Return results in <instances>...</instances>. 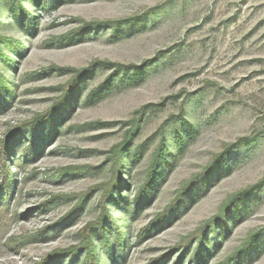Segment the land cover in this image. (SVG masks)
I'll return each instance as SVG.
<instances>
[{
	"label": "rangeland",
	"instance_id": "374dc122",
	"mask_svg": "<svg viewBox=\"0 0 264 264\" xmlns=\"http://www.w3.org/2000/svg\"><path fill=\"white\" fill-rule=\"evenodd\" d=\"M19 2L0 0V48L13 59H0L12 85L0 99V264L82 244L135 119L113 220L92 232L102 264H264V0ZM84 70L35 139L20 132Z\"/></svg>",
	"mask_w": 264,
	"mask_h": 264
},
{
	"label": "trees",
	"instance_id": "16d2710c",
	"mask_svg": "<svg viewBox=\"0 0 264 264\" xmlns=\"http://www.w3.org/2000/svg\"><path fill=\"white\" fill-rule=\"evenodd\" d=\"M15 5L21 9V5L19 0H14ZM7 44L14 50H17V47L15 46L14 43L10 42L7 40ZM0 59L3 61H7L8 63L12 64L13 63V59L7 55L1 48H0ZM85 74V70L83 74H78L68 85L67 88L64 89L63 94L61 95L59 101L56 103V105H54L53 109L48 112L43 118L38 119L36 122L32 123L30 126H26L24 127L22 130H20V132H23L24 130H28L30 132V137L31 139H35L36 135H37V131L41 129V126L44 122L48 121V122H52L54 120V116L55 114L62 108H65L67 105V102L71 99V97L73 96V91L74 89L78 86L80 79L84 76ZM8 93H12V85L9 83L8 78L4 75V71L0 68V99L3 98L4 96L6 97ZM138 119H135L132 123V127L131 129H129V131H127L125 140L118 145L114 150L113 153L111 155V158L113 160V176L112 178L103 184V190H104V194L100 200V203L102 205L103 208V213L101 215V217L94 222V225L91 224L88 228H85V230L83 231L84 233V239L82 241V244L78 247H73L70 250L67 251H59V252H55L51 255H49L44 261H42L39 264H52L54 263L59 257L61 256H68V255H73L76 256L78 254H80L81 252H85V259H84V264H102V260L99 258V251L95 245L94 242V237H93V229H98L101 231V233H103L104 230V226L105 223L107 222L108 219H112L109 211H108V203L109 201L113 198L115 190L120 186L121 183V169H122V153L124 148L128 145V143L130 142V140L132 139V136L135 134V132L137 131L138 128ZM15 141H13L11 144H13ZM11 144H8L5 146V151L4 154L7 153V151L10 149ZM238 144H234L233 147H237ZM164 147H165V142L164 140L159 144L157 151L155 152L153 161L151 163L150 166V171L148 174V181L146 183V185H144V189H147L149 187V182L152 181V179L155 177L156 173L158 172V170L161 167V162L162 159L164 158L163 156V151H164ZM218 159L213 161L205 170L204 172L201 174L202 178H206L210 172L212 171V169L216 168L218 165ZM3 167V180H4V184L7 187L8 186V182L10 180V175L8 173L7 167L6 165H2ZM3 189V188H2ZM247 191H244L243 193L240 194H245ZM237 197H235L236 199ZM180 200V196L178 197V200ZM234 201V200H233ZM232 201V202H233ZM230 204H227L223 207V209L221 210V213L214 218L213 220H211L206 227L212 226L214 228L215 231V224L218 222V220L225 218V215L227 213V211L229 210ZM113 220V219H112ZM213 231V232H214ZM116 234H117V242L120 243V245H123L124 242V237H123V233L121 231H119V229H116ZM204 232L201 231L199 233V242H201L202 237ZM254 236H252L250 238V243L253 242Z\"/></svg>",
	"mask_w": 264,
	"mask_h": 264
}]
</instances>
